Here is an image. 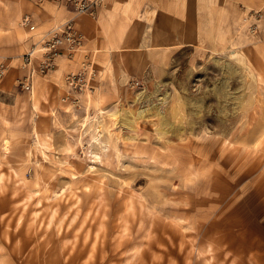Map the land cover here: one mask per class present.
<instances>
[{
  "label": "rangeland",
  "instance_id": "1",
  "mask_svg": "<svg viewBox=\"0 0 264 264\" xmlns=\"http://www.w3.org/2000/svg\"><path fill=\"white\" fill-rule=\"evenodd\" d=\"M27 1L48 16L14 18ZM135 1L125 28L143 44L154 2ZM174 2L157 64L84 43L94 62L75 104L64 78L82 58L60 57L32 91L17 82L58 6L0 0V264H264V0Z\"/></svg>",
  "mask_w": 264,
  "mask_h": 264
},
{
  "label": "built area",
  "instance_id": "2",
  "mask_svg": "<svg viewBox=\"0 0 264 264\" xmlns=\"http://www.w3.org/2000/svg\"><path fill=\"white\" fill-rule=\"evenodd\" d=\"M51 2H62L66 7L75 13V16L89 15L96 17V6L101 5L103 0H49ZM261 13L259 11L245 17L243 20L250 33H257L259 29L258 21ZM29 23V16L24 15L22 24ZM85 36L74 24V18H68L58 25L47 30L41 40L30 47L21 57L20 67L24 73L17 78L18 84L27 91L33 90L35 76L42 75L56 67V62L60 57L74 60L76 57L82 58L81 67L77 71H71L65 75L67 92L63 96L64 101L72 103L79 102L78 93L86 89L88 75L92 72L94 50L85 48ZM8 65L0 63V78L7 71Z\"/></svg>",
  "mask_w": 264,
  "mask_h": 264
},
{
  "label": "crops",
  "instance_id": "3",
  "mask_svg": "<svg viewBox=\"0 0 264 264\" xmlns=\"http://www.w3.org/2000/svg\"><path fill=\"white\" fill-rule=\"evenodd\" d=\"M131 1L136 2L135 0H106V1L104 0L103 4L96 6L97 8L96 18H92L89 15L75 16V13H73L71 10H68L67 7L62 2H53L58 7H56L57 8L56 13L55 12L54 13L52 12V14L50 13L49 18H47L48 22L46 25L47 26L51 25V27H54L55 25L60 24L66 19L73 17L75 26L86 37V40H87L85 42L86 46L89 45V46H92L93 48H96L97 52L98 51L108 52V53L117 52L116 55H118L119 52H121L122 49L125 48V52H124L125 58L123 61L124 67L125 66L131 67V68L142 67L149 61L147 62L141 61V62L133 63L131 61L132 58H131L130 52L131 50L136 52L137 49H138L137 52H145L146 50L145 45L144 43L139 44L137 42H134L133 40H129L127 37V30H126L127 28H125V26L128 25V23L134 22V19H136L135 17H137L136 13L138 9L132 8L131 4H129V2ZM169 1H172V4L175 3L174 2L175 0H138V5L141 3L140 7L142 9L147 3L149 4L151 2L152 3L154 2V4L150 7V9H147L145 11V14L148 17H151L152 19L155 18L154 27L157 28V26H160V27L163 26L167 28V30L170 33L171 29L169 28L168 23L175 24V20L172 14V21H169V22L167 21V23L165 22L166 16L164 12L165 11L164 7L168 5L167 3ZM25 5H26L25 6L26 8L21 7V8L16 9L14 18H18L23 12H26V11L32 12L34 16V20L36 19V21H37V18L42 19L43 16L45 17L48 16L45 12V9L46 10L49 9L50 4L49 5L44 4L42 6L44 8H40L39 6L38 7L32 6V3L27 1ZM122 7L123 9L126 8L123 15H122ZM127 11L128 12L131 11L132 16L125 15V13L128 14ZM153 11H157L156 16H152V14H150V13H153ZM33 25H34V30H36V26L34 23ZM119 25L120 27L118 28L117 26ZM42 30L43 29L41 28L40 30L36 32H40ZM170 38L173 41L172 35L170 36ZM132 42L138 45L137 48H134L133 45L125 46L126 44H131ZM164 50L162 51L160 58L157 61L152 62V63L157 64L163 60L162 57H163ZM112 62H113L112 64L116 63V61H112ZM47 75H51V73Z\"/></svg>",
  "mask_w": 264,
  "mask_h": 264
},
{
  "label": "bare ground",
  "instance_id": "4",
  "mask_svg": "<svg viewBox=\"0 0 264 264\" xmlns=\"http://www.w3.org/2000/svg\"><path fill=\"white\" fill-rule=\"evenodd\" d=\"M150 14H152V16H156L157 11H153V13H150ZM170 36H171V34L167 30V28L161 26V27H158V29H156L154 27L152 29V35H151L149 41H145L146 43H144L145 48H146L144 53L149 58H151L153 61H157L160 58L162 51L174 43V41H172ZM131 45H133L134 48H137V46H138L137 44H135L133 42L131 44H126L125 46H131ZM137 50H136V52L131 50V52H130L131 58L134 57L135 55L141 54V52H137ZM124 52H125V48H123L122 51L119 52V55H118L119 61L121 59L125 58ZM231 62H232V60H231ZM232 63H234V62H232ZM114 115H116V119L118 122H120L122 125H126V126L134 124L133 122L136 119V115L133 113V111L128 110V112H127V110L124 108H122V110L116 111L114 113ZM98 127L100 129L99 124H98ZM4 144H5V147H8V140H5Z\"/></svg>",
  "mask_w": 264,
  "mask_h": 264
}]
</instances>
